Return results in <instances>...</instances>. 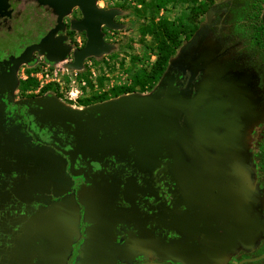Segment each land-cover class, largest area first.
I'll use <instances>...</instances> for the list:
<instances>
[{
    "label": "flooded vegetation",
    "instance_id": "flooded-vegetation-1",
    "mask_svg": "<svg viewBox=\"0 0 264 264\" xmlns=\"http://www.w3.org/2000/svg\"><path fill=\"white\" fill-rule=\"evenodd\" d=\"M74 9L55 34L71 51L87 41L71 27L82 19ZM56 18L36 0H0V264H264V124L251 184L233 178L223 159L244 131V113L220 99L213 145L197 161L182 160L179 149L140 162L117 117L94 131L66 110L114 99L76 107L27 82L25 66L51 62L38 51L29 63L16 61ZM188 79H176L178 91ZM193 127L185 115L175 120L180 135ZM90 136L120 146L90 155L80 142ZM191 165L194 185L181 177Z\"/></svg>",
    "mask_w": 264,
    "mask_h": 264
},
{
    "label": "rangeland",
    "instance_id": "rangeland-1",
    "mask_svg": "<svg viewBox=\"0 0 264 264\" xmlns=\"http://www.w3.org/2000/svg\"><path fill=\"white\" fill-rule=\"evenodd\" d=\"M151 1L154 2L152 7L142 15L137 12L141 8L138 0H97L99 9L117 11L114 21L119 27L103 32L109 50L88 57L79 69L72 66L71 57L49 64L39 58V63L25 66V76L33 80L35 86L43 89L48 86L44 90L76 107L97 103L103 96L106 100L119 98L123 95L116 97L113 90L132 88L133 76L149 72L157 59L155 40L147 27L161 19L182 23L185 33L179 36L180 46L158 82L151 88L135 87L125 96L147 98L159 88L164 91L171 79L175 86L176 79L187 72V89L179 91L185 98L195 99L201 89L202 92L214 89V93L218 90L219 95H214L213 99L239 98L232 105L244 113V131L238 141L239 159L243 182L250 183L257 175L253 152L260 144L264 124V82L251 70L255 60L247 55L241 42L233 39L232 28L215 21V7L229 0H145L146 3ZM71 14L66 19L70 20ZM79 38L83 42L85 37ZM74 42L70 54L79 45L78 41Z\"/></svg>",
    "mask_w": 264,
    "mask_h": 264
},
{
    "label": "water",
    "instance_id": "water-1",
    "mask_svg": "<svg viewBox=\"0 0 264 264\" xmlns=\"http://www.w3.org/2000/svg\"><path fill=\"white\" fill-rule=\"evenodd\" d=\"M36 1L39 5L52 10L57 17L56 26L38 44L28 47L16 63H29L31 61L29 57L33 51H38L51 63L65 60L71 51V47L64 43V36L55 37V34L63 28L62 19L64 16L74 8L80 10L82 19L73 21L71 27L77 31H84L87 41L84 47L73 51L72 66L79 69L86 58L100 55L109 50V44L104 41L101 28L116 29L119 27L114 21L117 15L116 10L99 9L97 0ZM217 91L214 93V89L211 91L206 89L203 93L201 89L195 99H187L178 91L177 87L174 86V80L171 79L164 91L159 88L156 93L147 98L123 95L87 109L67 108L66 110L73 118L86 120L90 129L94 131L102 129L101 127H103L106 120L117 117L119 120V133L126 132L130 136L129 139L137 144L139 149H137L136 157L142 163H155L165 150L175 153L181 149L182 160L188 157L193 164L194 161H197L196 159L200 153L203 156L205 149L213 145L211 131L221 118L219 116L220 112L217 111L218 108L213 103L217 99L223 100V102H220L223 108V104L229 105L231 103L230 105H232L239 100V98L235 100L229 98V100L213 99V96L218 94ZM199 94L202 96L199 97ZM98 113L100 115L94 118ZM180 114L186 116V120L190 125L194 124L193 131L189 130L188 135L182 133L180 135L174 129L175 120ZM232 134L234 137V131H232ZM238 141L239 134H236L232 148L223 154V159L230 164L229 170L233 171V178L236 180L238 179L237 168L241 165L239 159L241 148ZM80 142L82 149L90 155L101 150H113L120 146V143H117L114 139L105 144H100L91 136L89 139L81 138ZM197 174L198 170L192 165L181 167V177L191 180L188 183L189 185H194L193 179L197 177Z\"/></svg>",
    "mask_w": 264,
    "mask_h": 264
},
{
    "label": "trees",
    "instance_id": "trees-1",
    "mask_svg": "<svg viewBox=\"0 0 264 264\" xmlns=\"http://www.w3.org/2000/svg\"><path fill=\"white\" fill-rule=\"evenodd\" d=\"M166 1L183 2L184 0ZM138 3L141 8L137 12L144 15L154 2L146 3L145 0H138ZM215 21L232 28L233 39L241 42L247 55L255 60L252 62L251 70L264 82V0H229L224 5L219 4L215 7ZM147 29V32L154 37L157 59L149 72L137 73L133 76L132 88L113 90L116 97L133 92L135 87L151 88L158 82L166 70L169 59L180 46L179 36L185 33L182 23L179 25L166 19L151 23ZM27 82L34 85L33 80ZM45 87L44 89H48V86ZM106 99L103 96L97 101ZM262 153L264 157V146Z\"/></svg>",
    "mask_w": 264,
    "mask_h": 264
},
{
    "label": "crops",
    "instance_id": "crops-1",
    "mask_svg": "<svg viewBox=\"0 0 264 264\" xmlns=\"http://www.w3.org/2000/svg\"><path fill=\"white\" fill-rule=\"evenodd\" d=\"M237 171H238V181L239 182H241V183H244L243 182V179H242V166L241 165H239V167L237 168ZM252 174H253V171H252ZM251 178H252V176H251ZM252 183V179H251V182L249 183V184H251Z\"/></svg>",
    "mask_w": 264,
    "mask_h": 264
}]
</instances>
